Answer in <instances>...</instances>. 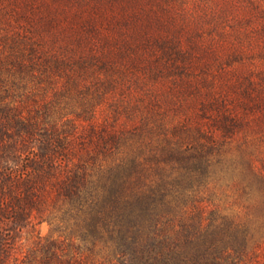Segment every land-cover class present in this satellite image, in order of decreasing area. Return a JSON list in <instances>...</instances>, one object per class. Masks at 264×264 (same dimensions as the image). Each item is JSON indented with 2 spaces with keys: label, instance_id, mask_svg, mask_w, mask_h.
<instances>
[{
  "label": "trees",
  "instance_id": "trees-1",
  "mask_svg": "<svg viewBox=\"0 0 264 264\" xmlns=\"http://www.w3.org/2000/svg\"><path fill=\"white\" fill-rule=\"evenodd\" d=\"M242 2L0 0V264L258 258L264 10Z\"/></svg>",
  "mask_w": 264,
  "mask_h": 264
},
{
  "label": "rangeland",
  "instance_id": "rangeland-1",
  "mask_svg": "<svg viewBox=\"0 0 264 264\" xmlns=\"http://www.w3.org/2000/svg\"><path fill=\"white\" fill-rule=\"evenodd\" d=\"M242 1L243 2L240 4L239 10L237 11L239 12L238 13L239 16L244 15L247 17H250V16L257 17L256 16L257 12H260L259 10H256L257 6H259L258 9L264 10V0H248L250 2H254L252 7H250L247 3H245L246 0H242ZM254 28L259 29L258 22H254L250 24L249 29H254ZM261 49H262V43L256 38H253L249 46V52H250L252 61H251V58L249 57L248 60H246V64L248 65V67H250L249 69H251L252 72L255 73L254 74L255 77H260V72L261 71L264 72V59L260 58ZM39 232L42 236H48L51 233V227L47 223H43L39 226ZM258 237H261V238H256L255 239L256 241L258 240L264 241V233H262L261 235H258ZM251 247H249V250H251ZM251 252H254V251H251ZM258 255H259L258 258L251 260L249 264H264V244H262V250ZM250 257H252L251 253L248 254L247 260H249Z\"/></svg>",
  "mask_w": 264,
  "mask_h": 264
}]
</instances>
